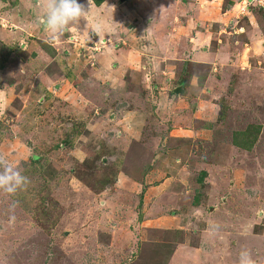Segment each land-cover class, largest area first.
Instances as JSON below:
<instances>
[{"label":"rangeland","instance_id":"rangeland-1","mask_svg":"<svg viewBox=\"0 0 264 264\" xmlns=\"http://www.w3.org/2000/svg\"><path fill=\"white\" fill-rule=\"evenodd\" d=\"M100 1L0 0V264H264V0Z\"/></svg>","mask_w":264,"mask_h":264},{"label":"clouds","instance_id":"clouds-1","mask_svg":"<svg viewBox=\"0 0 264 264\" xmlns=\"http://www.w3.org/2000/svg\"><path fill=\"white\" fill-rule=\"evenodd\" d=\"M43 9V27L52 36L58 37L63 34L69 26L78 25L81 18H85L87 11L85 6L78 0H40ZM99 25L95 31H99ZM0 189L4 192L14 195L18 190L29 183L28 177L22 172L7 163L4 157L0 156ZM18 201H13L14 208ZM239 264H258L253 259L252 253L244 249L239 254Z\"/></svg>","mask_w":264,"mask_h":264},{"label":"water","instance_id":"water-1","mask_svg":"<svg viewBox=\"0 0 264 264\" xmlns=\"http://www.w3.org/2000/svg\"><path fill=\"white\" fill-rule=\"evenodd\" d=\"M125 0H116V3H119V4H121V3H123ZM181 85L182 84H180L177 88H175L174 90H173V93L174 94H178L179 93V91L181 90Z\"/></svg>","mask_w":264,"mask_h":264},{"label":"built area","instance_id":"built-area-1","mask_svg":"<svg viewBox=\"0 0 264 264\" xmlns=\"http://www.w3.org/2000/svg\"><path fill=\"white\" fill-rule=\"evenodd\" d=\"M256 4L259 6V7H261V8H263L264 9V1H260V2H256Z\"/></svg>","mask_w":264,"mask_h":264},{"label":"trees","instance_id":"trees-1","mask_svg":"<svg viewBox=\"0 0 264 264\" xmlns=\"http://www.w3.org/2000/svg\"><path fill=\"white\" fill-rule=\"evenodd\" d=\"M94 2H95L96 5H100V3H101L102 1H100V0H94ZM33 158H36V157H33Z\"/></svg>","mask_w":264,"mask_h":264},{"label":"crops","instance_id":"crops-1","mask_svg":"<svg viewBox=\"0 0 264 264\" xmlns=\"http://www.w3.org/2000/svg\"><path fill=\"white\" fill-rule=\"evenodd\" d=\"M103 4H104V3H103ZM101 5H102V4H100L99 6H101ZM99 6H98V7H99Z\"/></svg>","mask_w":264,"mask_h":264}]
</instances>
